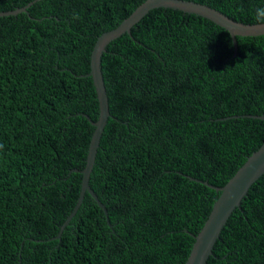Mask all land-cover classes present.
<instances>
[{"label":"trees","instance_id":"obj_1","mask_svg":"<svg viewBox=\"0 0 264 264\" xmlns=\"http://www.w3.org/2000/svg\"><path fill=\"white\" fill-rule=\"evenodd\" d=\"M34 0H0V12ZM145 0H38L0 17V264H185L224 186L264 143V35L149 11L101 56L110 117L75 207L99 105L97 37ZM258 24L264 0H188ZM70 70V72L67 71ZM76 75V76H75ZM237 116V117H235ZM206 264H264V174Z\"/></svg>","mask_w":264,"mask_h":264},{"label":"water","instance_id":"obj_2","mask_svg":"<svg viewBox=\"0 0 264 264\" xmlns=\"http://www.w3.org/2000/svg\"><path fill=\"white\" fill-rule=\"evenodd\" d=\"M35 1L29 2L26 6L16 8L11 11L0 12V17L15 16L20 13H26L27 9ZM172 9L186 14H193L207 19L215 25L225 29L231 36L234 55L237 53L236 37H255L264 35V25L260 24H244L234 21L220 11L209 7L208 5L188 0H145L141 3L127 18H125L115 28L102 33L97 37L90 56V71L85 75L78 77H91L96 92V98L99 105V115L96 121H92L88 116L83 115L89 123L94 127L90 144L88 148L85 166L82 170H72L82 175L80 192L75 207L67 217L63 225L60 227L57 238H59L65 227L70 224L71 219L77 213L85 193H88L95 203L103 210L106 223L111 227L107 210L98 200L95 193L89 186V178L92 172L97 148L99 146L100 137L103 129L110 117L108 99L104 86L103 76L101 72V56L106 52L107 45L121 37L123 34H130L131 28L139 22L149 11L154 9ZM70 72L69 69H67ZM76 76V75H75ZM237 117V116H235ZM250 118L260 119L264 121V115H249ZM264 174V143L253 152L245 161V163L237 170L232 178L222 187H216L207 182L188 177L193 181H198L219 193L218 198L213 203L210 213L208 214L202 228L193 236L194 242L185 264H206L210 256L213 255L212 250L214 244L220 236L227 220L236 209H240L242 199L247 195L251 185Z\"/></svg>","mask_w":264,"mask_h":264},{"label":"clouds","instance_id":"obj_3","mask_svg":"<svg viewBox=\"0 0 264 264\" xmlns=\"http://www.w3.org/2000/svg\"><path fill=\"white\" fill-rule=\"evenodd\" d=\"M255 20L258 24L264 25V7L255 10Z\"/></svg>","mask_w":264,"mask_h":264}]
</instances>
